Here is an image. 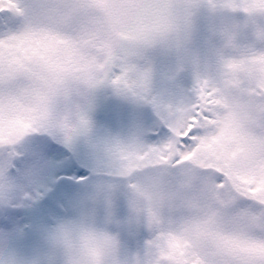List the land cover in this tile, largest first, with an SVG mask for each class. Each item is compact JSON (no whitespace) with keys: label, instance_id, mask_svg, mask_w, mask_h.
<instances>
[{"label":"clouds","instance_id":"1","mask_svg":"<svg viewBox=\"0 0 264 264\" xmlns=\"http://www.w3.org/2000/svg\"><path fill=\"white\" fill-rule=\"evenodd\" d=\"M101 2L21 0L20 27L31 21L34 28L25 45L30 71L15 80L11 99L5 91L4 115L13 106V115L38 131L0 144V205L31 202L29 193L58 167L39 152L53 139L90 175L30 245L0 236V264L264 258V248L240 239L264 242V217L250 219L212 181L223 154L236 153L230 161L236 171L264 167V0H142L156 14L129 10V0H107L117 13L111 16L96 7ZM43 27L68 37L85 65L81 71L52 70L65 59V45L46 49ZM107 103L126 106L130 117L101 123L98 113ZM158 120L177 131L202 127L191 158L150 145Z\"/></svg>","mask_w":264,"mask_h":264},{"label":"snow or ice","instance_id":"2","mask_svg":"<svg viewBox=\"0 0 264 264\" xmlns=\"http://www.w3.org/2000/svg\"><path fill=\"white\" fill-rule=\"evenodd\" d=\"M82 2V0H77ZM142 0H129V7L141 6ZM10 6L5 5L4 0H0V8ZM47 7V6H45ZM51 10V9H49ZM17 16L0 17V52H6L9 48L17 47L25 44L33 39L34 28L29 21L24 28L20 27V21ZM39 31L42 33L41 40L44 47L54 48L59 45H68L70 43L68 37L58 31L43 27ZM121 77H114V82H119ZM14 87L12 79L7 73L0 72V116L5 112V91L9 93L8 99H11L10 93ZM187 115L192 120L201 119L195 111H188ZM209 114L204 112L202 117ZM29 131L36 132L38 129L32 128L30 124L24 123L19 135L13 139H0V144H12ZM202 131L201 126H192L188 131H177L167 121L158 120L154 125L149 136V143L155 149H167L169 152L179 154L181 160H188L194 154V149L198 147L197 140ZM40 154L50 157L58 161V167L54 169L47 180V187L41 188L35 193H29L28 199L31 200V207L26 211L32 213L38 211L39 215L33 218V222L26 225L17 221L14 216H9L7 223L10 225L11 235L18 238L24 245H30L35 232L43 224V222L51 217L57 210L64 207L66 202L71 200L73 186L66 181H57L54 179L56 170L73 171L78 167L79 162L71 155L70 152L61 146L54 139L50 142L39 146ZM187 155H184V153ZM146 154H140L139 159L143 160ZM236 153L223 154L220 159L222 164L214 165L216 174L212 178L215 185L220 188L228 189L226 196L230 197L231 202L238 204L241 208L247 209V215L250 219H259L264 217V167H256L246 171L233 170L230 161L235 158ZM163 159H169V156H163ZM175 162V161H173ZM199 164V161H196ZM132 168H129V172ZM85 178L79 177L82 181ZM47 201V206L40 208V205ZM241 241L249 247L264 248V242L259 245L252 244L251 241L240 237ZM187 245H185V248ZM184 252V248L181 249ZM183 264H202L201 260L195 254L185 255ZM246 264H264V258L249 259Z\"/></svg>","mask_w":264,"mask_h":264},{"label":"rangeland","instance_id":"3","mask_svg":"<svg viewBox=\"0 0 264 264\" xmlns=\"http://www.w3.org/2000/svg\"><path fill=\"white\" fill-rule=\"evenodd\" d=\"M5 6L0 8V17L5 16H20L23 14V9L20 6L21 0H4ZM102 12L106 15H116L117 13L114 12L113 9L108 7L107 0H102V2L96 5ZM129 10L144 13V14H156L159 10L156 8L151 7H144V6H137V7H129ZM26 43L24 44L22 52L17 54V51L13 52L18 55H13L12 58H7V51L0 52V72L7 73L8 76L12 79L13 83L15 80L23 73L30 71L27 65L24 63V56L27 52V48L25 47ZM65 51L67 55L65 60L62 62H57L52 66V70L60 73H68V74H75L81 71L85 65L81 64L80 61L77 59V54L75 50L71 47L70 44L65 45ZM72 59V60H71ZM69 61V62H68ZM13 109V111H12ZM15 112V108L10 106L9 108V115L5 117V115L0 116V139H13L17 137L22 130L24 123H26L23 119L13 115ZM130 111L126 106L117 104V103H107L104 105L98 113V119L101 123H108L115 125L120 121H125L130 117ZM145 120H151L150 113H144L142 116ZM6 132V134H5ZM90 175L89 169L86 165L79 163L78 167L73 171L69 172L66 170H56V174L54 179L57 181H66L71 184L73 187L79 185L81 181L79 180L80 176H83L85 179L88 178ZM47 183L45 182L41 188H46ZM40 188V189H41ZM32 202L30 203H17L11 206H3L0 205V215L2 216H10V215H18L19 213L17 210H13L12 208H16L17 206H22L23 209H28L31 207ZM47 206V201L43 202L40 208H44ZM11 209H8V208ZM35 215H39V212L35 213ZM28 219V217H27ZM3 220V217L0 218V221ZM5 228L0 229V235L5 232Z\"/></svg>","mask_w":264,"mask_h":264},{"label":"flooded vegetation","instance_id":"4","mask_svg":"<svg viewBox=\"0 0 264 264\" xmlns=\"http://www.w3.org/2000/svg\"><path fill=\"white\" fill-rule=\"evenodd\" d=\"M24 48V44L20 45V46H17V47H12V48H9L7 50V58H12L13 55H16L15 51H17V54L22 52L21 50H23ZM66 55H67V52H66ZM16 58H18V55H16ZM65 60V59H64ZM72 60V59H71ZM69 62V61H68ZM63 63V61H62ZM13 111V109H12ZM41 206V205H40ZM8 209H11L10 207ZM13 210H17V212L19 213V216L18 215H11V216H14V218L19 221L21 224H28V223H31L33 222V218L34 217H37V215H35V213H37V211H34L32 213H28L26 210L27 209H23L22 206H17L16 208H12ZM3 217V220L0 221V229H3L5 228V232L2 234V236H6V235H11V230H10V225L7 223V220L9 218V216H2L0 215V218ZM28 217V219H27ZM1 236V235H0Z\"/></svg>","mask_w":264,"mask_h":264}]
</instances>
